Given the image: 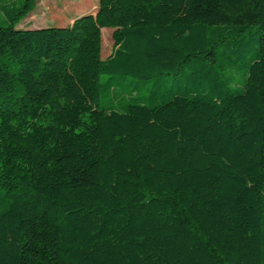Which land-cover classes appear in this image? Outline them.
<instances>
[{
	"label": "trees",
	"instance_id": "obj_1",
	"mask_svg": "<svg viewBox=\"0 0 264 264\" xmlns=\"http://www.w3.org/2000/svg\"><path fill=\"white\" fill-rule=\"evenodd\" d=\"M34 5L0 0V264H264V0H98L104 59Z\"/></svg>",
	"mask_w": 264,
	"mask_h": 264
},
{
	"label": "rangeland",
	"instance_id": "obj_2",
	"mask_svg": "<svg viewBox=\"0 0 264 264\" xmlns=\"http://www.w3.org/2000/svg\"><path fill=\"white\" fill-rule=\"evenodd\" d=\"M98 0H35L34 10L20 23L18 28L75 26L93 35L99 56L104 59L113 48L112 30H96ZM94 31H98L96 35Z\"/></svg>",
	"mask_w": 264,
	"mask_h": 264
}]
</instances>
